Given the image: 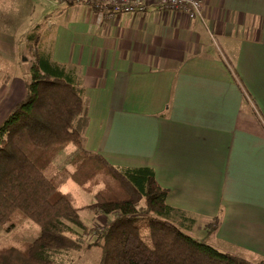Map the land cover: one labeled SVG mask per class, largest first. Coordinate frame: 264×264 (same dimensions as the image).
<instances>
[{
	"label": "crops",
	"instance_id": "obj_1",
	"mask_svg": "<svg viewBox=\"0 0 264 264\" xmlns=\"http://www.w3.org/2000/svg\"><path fill=\"white\" fill-rule=\"evenodd\" d=\"M33 12L53 60L80 69L85 149L152 168L169 205L220 218L215 245L263 258L264 0H205L195 18L155 5L111 14L90 1L0 0V70L18 54L10 25L28 31ZM21 84H0V122Z\"/></svg>",
	"mask_w": 264,
	"mask_h": 264
},
{
	"label": "trees",
	"instance_id": "obj_2",
	"mask_svg": "<svg viewBox=\"0 0 264 264\" xmlns=\"http://www.w3.org/2000/svg\"><path fill=\"white\" fill-rule=\"evenodd\" d=\"M28 36L25 95L0 122V225L20 212L39 231L25 248H0V264H68L91 247L99 249L96 264H264V257L248 261L184 232L194 227L195 217L166 202L167 190L152 168L114 166L86 150L87 99L80 69L53 60L47 45ZM0 78L7 83L10 75ZM68 144L78 148L70 160L74 169L48 176L44 169ZM67 178L87 190L103 185L91 203L78 207L59 190V180ZM80 209L112 219L93 229ZM140 220L148 221L147 239ZM219 222L218 216L209 220L207 232L214 233ZM84 235L92 238L85 245Z\"/></svg>",
	"mask_w": 264,
	"mask_h": 264
},
{
	"label": "rangeland",
	"instance_id": "obj_3",
	"mask_svg": "<svg viewBox=\"0 0 264 264\" xmlns=\"http://www.w3.org/2000/svg\"><path fill=\"white\" fill-rule=\"evenodd\" d=\"M58 5V4H57ZM39 7H36V9ZM37 12H33L32 16L27 17L26 21L36 20V25L29 29L28 31L24 28L22 24H12L10 25V33L11 36L18 37V40H11L13 42H18V54L14 56V60L9 59L10 63L8 66H5L0 71V76L8 73L10 78L14 75L17 79H20V82L23 84V88L25 90L24 81L29 76V68H30V55L28 50V45L31 44L28 40V35L33 34L36 38L39 37V43L41 45H47L48 40L45 39L48 36V26L44 23L43 19H38ZM0 84H4L1 82ZM21 84V85H22ZM6 109L1 108L0 116L4 114ZM3 111V113H2ZM2 121V120H1ZM78 151V148L74 144H68L62 150H59L52 158L51 162L44 169L45 173L48 176H56L57 173L59 175L61 169H65L68 173L74 169L73 165L70 164V160L72 156ZM59 179V178H58ZM103 185L102 182L93 185L90 187V190L85 189L86 186H80L70 178L64 179L63 181L59 180V190L63 193L69 194L71 196L74 204L78 207H83L91 203L93 198V192L98 190ZM80 215L87 221V224L93 229H99L104 226L106 221H110L112 215H104V216H94L88 211H83L80 209ZM197 217V216H196ZM196 223L194 227L189 231H184L188 233L191 237L196 238L198 240H206L212 246L218 248L221 251H227L226 249H222L218 243L215 245L212 235L206 230V219L197 217L195 218ZM147 220H140L139 225L141 226V235L143 238H148V229H147ZM39 226L33 222L32 220L23 217L20 215V212H17L12 218L3 225H0V248L7 246H17L20 248H25L26 244L31 241L37 234ZM92 240L91 236L84 235L83 243L84 245ZM224 244V243H222ZM225 245V244H224ZM234 250V249H233ZM228 252V251H227ZM232 253V252H231ZM234 254L239 255L241 257L247 258L243 255L242 251L234 252ZM99 256V249L96 247H91V249L82 250L79 253H76L73 256V259L68 264H96ZM248 259V258H247Z\"/></svg>",
	"mask_w": 264,
	"mask_h": 264
},
{
	"label": "built area",
	"instance_id": "obj_4",
	"mask_svg": "<svg viewBox=\"0 0 264 264\" xmlns=\"http://www.w3.org/2000/svg\"><path fill=\"white\" fill-rule=\"evenodd\" d=\"M59 3L83 2L91 3L110 11L111 14L119 12H139L155 5L166 10L182 11L189 18L200 16L205 0H56Z\"/></svg>",
	"mask_w": 264,
	"mask_h": 264
}]
</instances>
